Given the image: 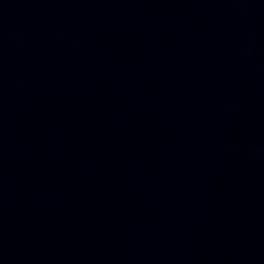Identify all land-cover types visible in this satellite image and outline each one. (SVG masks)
Instances as JSON below:
<instances>
[{
    "label": "water",
    "instance_id": "1",
    "mask_svg": "<svg viewBox=\"0 0 264 264\" xmlns=\"http://www.w3.org/2000/svg\"><path fill=\"white\" fill-rule=\"evenodd\" d=\"M224 0H0V264H138Z\"/></svg>",
    "mask_w": 264,
    "mask_h": 264
}]
</instances>
